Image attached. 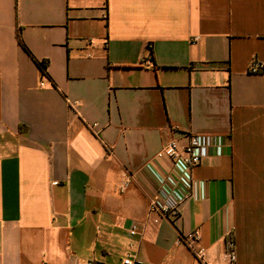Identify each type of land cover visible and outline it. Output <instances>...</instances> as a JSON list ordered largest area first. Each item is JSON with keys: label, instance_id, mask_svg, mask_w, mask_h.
<instances>
[{"label": "crops", "instance_id": "0c3cea01", "mask_svg": "<svg viewBox=\"0 0 264 264\" xmlns=\"http://www.w3.org/2000/svg\"><path fill=\"white\" fill-rule=\"evenodd\" d=\"M192 134L190 174L157 158ZM195 231L264 264V0H0V264H197Z\"/></svg>", "mask_w": 264, "mask_h": 264}, {"label": "built area", "instance_id": "2783aa9c", "mask_svg": "<svg viewBox=\"0 0 264 264\" xmlns=\"http://www.w3.org/2000/svg\"><path fill=\"white\" fill-rule=\"evenodd\" d=\"M259 70V65L257 63L253 64L252 71L259 72ZM203 146V138L199 135L192 134L188 136L187 143L184 146H180L177 141L169 142L159 152L157 158H169L176 168L182 169L185 174H190L194 168L202 163ZM135 179L136 177L134 175L127 177V180L120 188V192H123L132 182L135 181ZM163 189V195H156L151 198L149 212L163 217L171 222L175 228L179 229L182 220L181 209L186 200V195L180 193L169 181L164 183ZM139 231V227L134 226L130 233L135 235L139 233ZM227 239L225 251L221 254V262L223 264H236L237 254L235 240L232 234H229ZM201 240L200 231H195L187 236H182L180 243L191 251L197 264H211L207 257L206 250L200 248ZM84 264L95 263L89 262ZM122 264H138V262L136 256L129 253L123 259Z\"/></svg>", "mask_w": 264, "mask_h": 264}, {"label": "trees", "instance_id": "16d2710c", "mask_svg": "<svg viewBox=\"0 0 264 264\" xmlns=\"http://www.w3.org/2000/svg\"><path fill=\"white\" fill-rule=\"evenodd\" d=\"M19 44L21 46H23L22 43L20 42V40H19ZM35 62L37 63V65H38L39 69L41 70V73L43 74V76L47 77L48 76L47 63L46 62H39V61H36V60H35Z\"/></svg>", "mask_w": 264, "mask_h": 264}]
</instances>
